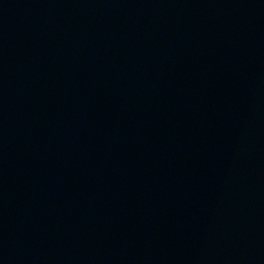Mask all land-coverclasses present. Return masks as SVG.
<instances>
[{
	"label": "water",
	"instance_id": "1",
	"mask_svg": "<svg viewBox=\"0 0 264 264\" xmlns=\"http://www.w3.org/2000/svg\"><path fill=\"white\" fill-rule=\"evenodd\" d=\"M0 264H264V0H0Z\"/></svg>",
	"mask_w": 264,
	"mask_h": 264
}]
</instances>
